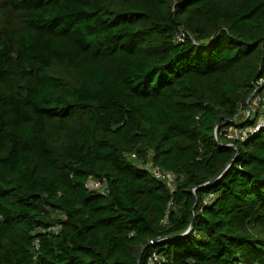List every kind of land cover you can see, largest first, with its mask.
I'll use <instances>...</instances> for the list:
<instances>
[{
    "label": "trees",
    "instance_id": "obj_1",
    "mask_svg": "<svg viewBox=\"0 0 264 264\" xmlns=\"http://www.w3.org/2000/svg\"><path fill=\"white\" fill-rule=\"evenodd\" d=\"M262 78L264 0H0V264H264Z\"/></svg>",
    "mask_w": 264,
    "mask_h": 264
},
{
    "label": "built area",
    "instance_id": "obj_2",
    "mask_svg": "<svg viewBox=\"0 0 264 264\" xmlns=\"http://www.w3.org/2000/svg\"><path fill=\"white\" fill-rule=\"evenodd\" d=\"M179 40H184V34H180L178 36ZM256 88L259 89L258 93L256 94V100L253 104L254 109H256L258 106L261 107L262 114L260 115L259 119L256 121L254 125L251 126H231L227 131V134L234 138L239 139H247L252 134L260 130L264 126V78L259 79L256 83ZM251 114V110H247V115ZM132 158H136V153H133ZM145 167L150 170V172L156 176L159 179H163L171 189L175 188L176 184V174L173 171L165 170L160 168L158 165H154L151 161H148L145 164ZM86 186L90 189L99 190L102 192L107 191V181L105 178L103 179H96L92 178L89 179L86 183ZM214 198V194L210 193L208 196H206L205 202H209ZM167 216L164 219V222H166ZM59 226H53L51 229L54 231L58 230ZM49 229V230H51ZM160 260V256L156 251H153L150 253L146 259L145 264H158Z\"/></svg>",
    "mask_w": 264,
    "mask_h": 264
},
{
    "label": "water",
    "instance_id": "obj_3",
    "mask_svg": "<svg viewBox=\"0 0 264 264\" xmlns=\"http://www.w3.org/2000/svg\"><path fill=\"white\" fill-rule=\"evenodd\" d=\"M258 91H259V89L256 88V89L254 90V92L251 94V96L248 98V100H247V110H250V106H249V104H250L251 100L256 96V94L258 93ZM247 116H249V115H247ZM220 121H221V118H219V119L217 120V125L220 123ZM243 123H244V122H243ZM217 140L221 143V140H220L218 137H217ZM228 145L234 146L233 144H228ZM235 147H236V146H235ZM224 170H225V169H223V170L218 174V176H220V175L223 173ZM214 180H215V179H213L212 181H210V182H208V183H206V184H204V185L211 184V183H213ZM192 191L195 193L196 188H192ZM194 222H195V218L193 217L190 228H189L185 233H183V234H181V235H178V236L180 237V236H183V235L187 234V233L191 230V228L193 227ZM156 242H157V241H150L147 245H145V246L142 248V250L140 251L139 256H138V264H141V261H142V255H143V252H144L145 248H146V247H149V246H151V245L156 244Z\"/></svg>",
    "mask_w": 264,
    "mask_h": 264
},
{
    "label": "rangeland",
    "instance_id": "obj_4",
    "mask_svg": "<svg viewBox=\"0 0 264 264\" xmlns=\"http://www.w3.org/2000/svg\"><path fill=\"white\" fill-rule=\"evenodd\" d=\"M253 118V117H252Z\"/></svg>",
    "mask_w": 264,
    "mask_h": 264
}]
</instances>
